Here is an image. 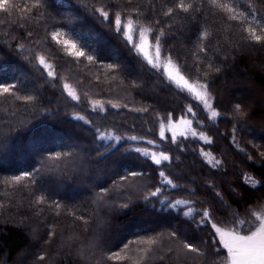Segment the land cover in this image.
<instances>
[{"label": "trees", "instance_id": "trees-1", "mask_svg": "<svg viewBox=\"0 0 264 264\" xmlns=\"http://www.w3.org/2000/svg\"><path fill=\"white\" fill-rule=\"evenodd\" d=\"M220 2L248 19L230 20L210 0H185L193 6L187 13L176 7L179 0H41L27 19L20 12L0 13V84H15L18 95L34 97L25 102L0 96V264H131L108 257L137 259L145 247L137 242L149 239L158 243L142 264H213L216 248L226 256L218 243L213 246L218 238L201 216L207 209L214 222H224L218 226L244 232L254 219L250 211L264 207V132H249L251 123L264 129V44L244 39L249 25L264 35L257 25L264 23V0ZM100 7L110 20L95 11ZM169 8L173 12L166 15ZM115 13L153 29L146 34L152 45L163 31L161 57H171L190 81L208 85L220 113L215 120L137 53L138 31L131 42L115 31ZM55 30L76 40L95 62L66 55L51 40ZM204 32L207 39H201ZM40 56L54 66L55 79L39 64ZM65 83L79 101L67 95ZM236 104L246 115L235 111ZM169 114L172 121L191 119L197 136H177L176 143L166 134L162 139ZM97 129L122 139L98 140ZM138 148L171 159L157 165ZM81 159L84 170L72 166ZM25 172L32 177L11 182ZM246 175L252 177L247 183ZM254 181L260 184L251 187ZM40 197L43 203H37ZM189 208L193 215L186 216ZM185 241L205 255L182 250Z\"/></svg>", "mask_w": 264, "mask_h": 264}, {"label": "snow or ice", "instance_id": "snow-or-ice-1", "mask_svg": "<svg viewBox=\"0 0 264 264\" xmlns=\"http://www.w3.org/2000/svg\"><path fill=\"white\" fill-rule=\"evenodd\" d=\"M210 3L213 7H218L222 12L228 13V19L230 20H239L244 21L248 19L247 13H237L236 10L231 7L227 3H221L220 0H210ZM41 7V0H24V3H19V0H0V13L6 14V15H12L14 12H20L22 19H27V13H29L32 8H39ZM176 7L180 9L181 11L187 13L190 9H192V4H186L185 0H179V3H177ZM96 12L100 14L105 20H110V14L109 11L105 10L104 7H100L95 9ZM139 11L138 9L136 10ZM173 12V9L169 8L166 15H171ZM254 16V13H252ZM112 23L114 25L115 31L117 33H123L124 37L131 42L132 41V33L138 31L140 36V43L135 44L134 48L136 49L138 54L143 55L144 59L147 61V63L154 69H157L158 71L162 68L163 74L166 76V79L170 83H174L177 88L180 89V91H187L189 94L192 95L193 99L199 101L203 104L204 108L210 112V119L215 120L220 113L217 112L212 104L211 100L212 97L208 92V85L206 83H201L200 80H194L190 81L181 71V68L179 65H177L175 62L172 61L171 57L166 58V62L161 63V46H160V36L163 35V31L160 32L159 35L155 37V44L152 45L148 42L146 39V34L152 33L153 29L146 28L143 25H137L134 20L131 17H128L126 19L122 18L120 13H115L114 17L111 18ZM257 25L260 29L261 33H264V23H261L257 21ZM244 31L247 32V36L244 37V39H250L253 42L257 44H264V35L258 34L257 28L252 27L249 25L244 29ZM208 33L204 32L201 36V39H207ZM51 40L55 42L56 45L60 46V48L65 52L66 55L72 57L75 60H79L80 58L86 59L89 63L95 62L96 58L93 55L86 54V52L78 45L76 40L71 39L68 37V34L61 31V30H55L50 33ZM201 51H204L203 48L200 49ZM154 51V55L152 54ZM39 64L47 71V74L50 78L55 79L56 73L54 66L50 63H48L44 56H40L37 58ZM108 69L110 71H115L116 65L109 64ZM211 67V65L209 66ZM216 71H219L217 68ZM65 91L67 92V95L70 96L73 100L79 101L80 97L76 94L75 90L71 89L68 84L63 85ZM16 85L15 84H0V96L10 95L15 96L18 100H24L25 102H31L34 100L33 96H20L15 91ZM95 107H99L101 110H103V105L99 102H96ZM112 107H117V105H112ZM235 111L240 114L241 116L246 115V113L243 111L242 106L240 104H236ZM95 110V108H94ZM142 111H147V109H141ZM187 113H190L193 117H195L196 113L193 111L191 106L187 107ZM79 120H83L84 117L77 116L76 117ZM88 122V121H86ZM179 125L185 126V131L191 130V119L181 118L179 120ZM169 127L172 129V142H177V134H176V125L171 124V114H169ZM185 131H181L179 134L181 136L185 135ZM97 132V139L98 140H112L115 139L119 141L122 139L120 136H111L108 133L101 132L99 129L96 130ZM192 136H197V132L195 130H191ZM160 136L163 139L164 138V125L161 124V130H160ZM200 139L205 140L208 143H211V141L203 134H199ZM127 139L130 140H136L138 137L131 136ZM155 143L152 140L148 141V144ZM138 152H142L144 156H149L150 153L148 150H142V149H136ZM207 155V154H205ZM262 156H264V153H261ZM60 156V154H57V158ZM151 158L153 162L157 165H160L163 161H169L171 158L161 152L159 156H157L155 153H151ZM251 159V157H249ZM219 161H216V164L219 165ZM32 173L25 172L23 175L20 176H14L12 177V183L13 184H20L22 181L29 179L32 177ZM130 176H137L142 175V173L137 172H131L129 173ZM164 173L161 172L160 176L164 177ZM252 177L246 175L245 176V182L251 181ZM35 181H33L34 183ZM167 184H172L171 180H165L164 181ZM258 184H260V181H254L251 184V187H256ZM264 186V185H261ZM106 191V190H105ZM160 192V189L157 188L156 191L152 192L151 196H156ZM219 195V194H217ZM44 197L38 198L37 203H43ZM145 199H148V197H145ZM163 203V202H162ZM190 203L188 201H176L177 205L181 204H187ZM57 208L60 207L59 204L56 205ZM124 207H127V205H124ZM254 219L252 221L251 226L246 229L244 232H242L237 227H227V226H218L219 224H224L223 221H217L214 222L212 219V213L205 209L203 210L202 216H201V223L204 224H210L211 228L214 230L215 236L218 239L213 240V246H215L217 243L226 250V256H220V248H216L215 252L213 253L218 257V261H214L213 264H264V210L259 211H250L249 213ZM186 216L193 215V209L189 208V210L185 213ZM233 224H237V221L233 220ZM239 224H243V221H239ZM171 236L175 237L176 233H171ZM139 244L144 245L145 247L139 249V252L142 254L137 259H132L131 257H128L127 255H121V253H113L111 254L108 259L109 260H116V261H123L125 259L130 260L131 264H142L143 259L147 256V253L152 250V247L156 245L158 242L155 239H149L146 241H139L137 242ZM129 250V245H125L124 249L122 251L126 252ZM182 250H186L189 253H196L197 256L203 257L205 253L197 246H195L191 242L185 241L182 244ZM44 257L41 256L40 259H43Z\"/></svg>", "mask_w": 264, "mask_h": 264}, {"label": "rangeland", "instance_id": "rangeland-1", "mask_svg": "<svg viewBox=\"0 0 264 264\" xmlns=\"http://www.w3.org/2000/svg\"><path fill=\"white\" fill-rule=\"evenodd\" d=\"M146 39H147V36H146ZM148 40V39H147ZM141 41H139V43H140ZM148 42H149V40H148ZM150 43V42H149ZM153 55H154V51H153V53H152ZM164 62H166V60L165 59H163L162 57H161V63H164ZM22 75L25 77V74L24 73H22ZM243 94H244V90H242L239 94H236L235 95V97L236 98H238V99H240V98H242V96H243ZM209 112V111H208ZM209 114H210V112H209ZM180 120V119H179ZM179 120L178 121H172L171 120V124H174V125H176V134H177V136H181L179 133L181 132V131H185V126H182V125H179ZM163 125H164V134H166V135H169V136H172V129L169 127V120H165L164 122H163ZM192 130V129H191ZM191 130H188V131H185V135H187V134H191ZM250 134L251 135H253V134H262L263 132H264V129H256V127L251 123V125H250ZM67 144H70L69 142L67 143ZM72 144V143H71ZM149 153L151 154V153H155V152H153V151H149ZM157 156H159V153H155ZM70 165H72L71 163H70ZM72 166H78L80 169H85L86 167H87V164H86V162H84V159H81L80 161H78V162H76V164L75 163H73V165ZM75 168H77V167H75ZM135 181L134 180H132V182L130 181V184L132 183H134ZM233 193H235V191L234 190H232V194ZM262 210H264V207L262 208ZM101 246V245H100ZM100 248V247H99Z\"/></svg>", "mask_w": 264, "mask_h": 264}]
</instances>
